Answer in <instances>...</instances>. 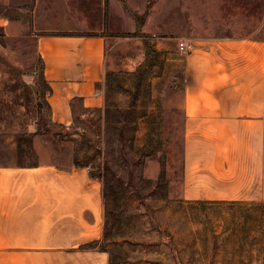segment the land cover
<instances>
[{
  "label": "rangeland",
  "instance_id": "374dc122",
  "mask_svg": "<svg viewBox=\"0 0 264 264\" xmlns=\"http://www.w3.org/2000/svg\"><path fill=\"white\" fill-rule=\"evenodd\" d=\"M35 3L0 0V163H13V141L20 143L19 163L36 161L30 131L60 134L55 138L65 142L63 152L104 183L107 205L116 211L104 246L117 264H264V203H183L176 106L186 58L179 43L262 38L264 0H105V33L117 42L109 50L117 71L112 77L106 72V108L80 116L71 128L49 120ZM126 4L144 23L140 37L112 33L136 29L121 11ZM94 6L56 2L42 21L96 16ZM141 37L162 47L143 82Z\"/></svg>",
  "mask_w": 264,
  "mask_h": 264
},
{
  "label": "crops",
  "instance_id": "0c3cea01",
  "mask_svg": "<svg viewBox=\"0 0 264 264\" xmlns=\"http://www.w3.org/2000/svg\"><path fill=\"white\" fill-rule=\"evenodd\" d=\"M35 1L49 120L71 128L80 116L106 108L102 86L107 71L116 74L109 50L117 42L105 33V0H84L95 5L96 16L59 22L42 16L68 0ZM122 10L136 29L112 33L135 34L138 13L127 4ZM155 49L161 54L162 47ZM184 61L176 102L183 203H264V28L260 39L201 40ZM30 133L36 161L19 163L20 143L13 141V163H0V264H117L101 246L103 181L77 166L54 134Z\"/></svg>",
  "mask_w": 264,
  "mask_h": 264
},
{
  "label": "trees",
  "instance_id": "16d2710c",
  "mask_svg": "<svg viewBox=\"0 0 264 264\" xmlns=\"http://www.w3.org/2000/svg\"><path fill=\"white\" fill-rule=\"evenodd\" d=\"M136 20L138 21V32H136L135 34H133V36L135 37H140V31L142 29V27L144 26V23L140 20L141 16L139 14H134ZM145 16H147V13L145 14ZM142 41H143V45H144V49L146 51V60L145 62L141 65V68L138 71V76L140 78V81H144L146 79V76L149 74V72L154 68V66L157 64V61L160 59V53L155 49L154 45L152 44V42H150L146 37H141ZM41 62H42V69L44 68V61L42 58H40ZM110 77H112L113 75L115 76L114 73H110L108 74ZM42 77L44 79V75H43V71H42ZM54 125V124H53ZM55 126H57L55 124ZM41 134V130H39L36 135ZM43 134V133H42ZM56 137H60V134H55ZM61 140H63L62 138H60ZM75 164L77 166H84L81 162H79L78 160H75ZM107 172H111V170L109 168H106ZM92 177L94 179H100V177L98 175H94L92 174ZM105 208H106V230H105V236H104V243L102 246V248H105L104 244L107 240H109L112 237V228L110 226V221L112 219L115 218V213L116 211L114 209L109 208V205H107L106 199H105ZM110 226V227H109ZM99 243H92L89 245H86L84 247H82L83 249H88V248H96L98 247Z\"/></svg>",
  "mask_w": 264,
  "mask_h": 264
},
{
  "label": "built area",
  "instance_id": "2783aa9c",
  "mask_svg": "<svg viewBox=\"0 0 264 264\" xmlns=\"http://www.w3.org/2000/svg\"><path fill=\"white\" fill-rule=\"evenodd\" d=\"M178 47L181 54L188 55L196 49V44L192 41H181Z\"/></svg>",
  "mask_w": 264,
  "mask_h": 264
}]
</instances>
